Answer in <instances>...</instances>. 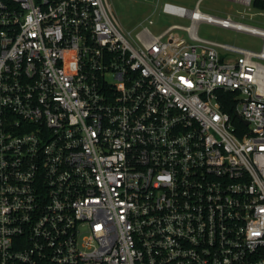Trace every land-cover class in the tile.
Wrapping results in <instances>:
<instances>
[{
	"label": "built area",
	"instance_id": "obj_1",
	"mask_svg": "<svg viewBox=\"0 0 264 264\" xmlns=\"http://www.w3.org/2000/svg\"><path fill=\"white\" fill-rule=\"evenodd\" d=\"M202 1L0 0V264H264V28Z\"/></svg>",
	"mask_w": 264,
	"mask_h": 264
},
{
	"label": "rangeland",
	"instance_id": "obj_2",
	"mask_svg": "<svg viewBox=\"0 0 264 264\" xmlns=\"http://www.w3.org/2000/svg\"><path fill=\"white\" fill-rule=\"evenodd\" d=\"M158 1H160V5L164 1H173L185 4L191 8H193L197 2V0H110L118 20L127 28L140 27L139 24L154 12ZM243 9L244 8L241 7V11H243ZM201 10L216 16H226L227 13L230 12L236 21L264 28V10L255 8L245 9L249 14L253 15L250 16L248 14L246 17H242L229 2L224 0H203L201 3ZM155 12L158 23L156 27H152L155 33L173 23L189 24V21L183 18L161 13L160 9ZM200 34L207 38L225 41L255 51H260L263 45V39L261 37L233 29H224L208 22L200 23Z\"/></svg>",
	"mask_w": 264,
	"mask_h": 264
},
{
	"label": "trees",
	"instance_id": "obj_3",
	"mask_svg": "<svg viewBox=\"0 0 264 264\" xmlns=\"http://www.w3.org/2000/svg\"><path fill=\"white\" fill-rule=\"evenodd\" d=\"M254 8L255 9H258V10H264V1H255L254 4H253ZM230 96L228 97L227 101H224L221 99V102L223 104V110L229 112L234 120H235V123H240L236 118H235V99L231 96V94H229ZM241 124V123H240Z\"/></svg>",
	"mask_w": 264,
	"mask_h": 264
},
{
	"label": "water",
	"instance_id": "obj_4",
	"mask_svg": "<svg viewBox=\"0 0 264 264\" xmlns=\"http://www.w3.org/2000/svg\"><path fill=\"white\" fill-rule=\"evenodd\" d=\"M247 122V121H246ZM248 123V122H247Z\"/></svg>",
	"mask_w": 264,
	"mask_h": 264
}]
</instances>
